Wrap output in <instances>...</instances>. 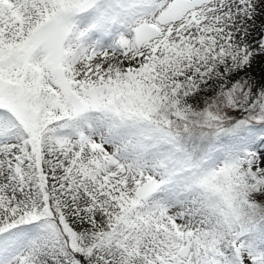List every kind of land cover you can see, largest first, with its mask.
I'll list each match as a JSON object with an SVG mask.
<instances>
[{
  "label": "snow or ice",
  "instance_id": "1",
  "mask_svg": "<svg viewBox=\"0 0 264 264\" xmlns=\"http://www.w3.org/2000/svg\"><path fill=\"white\" fill-rule=\"evenodd\" d=\"M0 264H264V0H0Z\"/></svg>",
  "mask_w": 264,
  "mask_h": 264
}]
</instances>
